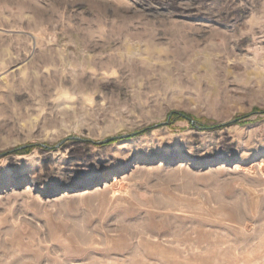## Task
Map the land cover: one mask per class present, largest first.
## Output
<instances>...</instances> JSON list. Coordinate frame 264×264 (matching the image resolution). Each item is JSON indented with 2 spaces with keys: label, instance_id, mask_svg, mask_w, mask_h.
Returning <instances> with one entry per match:
<instances>
[{
  "label": "rangeland",
  "instance_id": "rangeland-1",
  "mask_svg": "<svg viewBox=\"0 0 264 264\" xmlns=\"http://www.w3.org/2000/svg\"><path fill=\"white\" fill-rule=\"evenodd\" d=\"M0 264H264V0H0Z\"/></svg>",
  "mask_w": 264,
  "mask_h": 264
},
{
  "label": "trees",
  "instance_id": "trees-1",
  "mask_svg": "<svg viewBox=\"0 0 264 264\" xmlns=\"http://www.w3.org/2000/svg\"><path fill=\"white\" fill-rule=\"evenodd\" d=\"M180 117H183L184 119H188L187 116H182V115H180Z\"/></svg>",
  "mask_w": 264,
  "mask_h": 264
}]
</instances>
